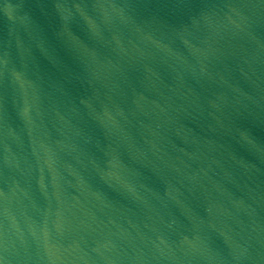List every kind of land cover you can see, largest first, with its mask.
Masks as SVG:
<instances>
[{"label":"water","instance_id":"95a60500","mask_svg":"<svg viewBox=\"0 0 264 264\" xmlns=\"http://www.w3.org/2000/svg\"><path fill=\"white\" fill-rule=\"evenodd\" d=\"M0 264H104L46 241L0 218Z\"/></svg>","mask_w":264,"mask_h":264}]
</instances>
